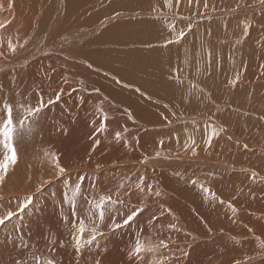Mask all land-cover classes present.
Wrapping results in <instances>:
<instances>
[{
	"label": "bare ground",
	"instance_id": "1",
	"mask_svg": "<svg viewBox=\"0 0 264 264\" xmlns=\"http://www.w3.org/2000/svg\"><path fill=\"white\" fill-rule=\"evenodd\" d=\"M101 1L0 0V51L4 53L0 57V110L4 102L10 103L13 118L19 122L27 116L25 108L35 107L41 97L46 105L35 117H28L17 133V163L0 184V215L18 212L24 198H32L23 213L0 226V264H36L37 257L51 258L56 264H96L97 260L99 264H152L161 260L164 264H264V152L258 149L264 146V120L251 121L248 137L243 135L244 122L232 119L235 114L227 122L237 130L221 128L211 120L218 131L215 136L211 134L212 149L207 156L179 159L197 167L196 179L171 173L183 164H173L176 159H168L167 154L157 156L164 155L168 143L151 138V134L149 138L143 129L150 125L169 128L191 120L174 118L177 110H187L185 99L189 96L192 109L210 113L197 103L208 100L209 93L182 91L165 78L166 67L180 63V59L193 61L194 50L191 46L181 50L177 45L160 48L170 36L165 37L168 29H160L156 21H114L118 17L114 15L108 20L114 23L103 29L106 20L100 21ZM170 1L157 9L170 11ZM158 2L128 0L125 4L135 11L145 7L143 4L157 6ZM254 6L250 11L264 13L260 2ZM42 20L50 26L40 29ZM254 20L264 29V15ZM64 22L70 29H65ZM229 23L231 20L224 21ZM257 35L250 36L248 42L253 41L264 55V31ZM9 40L16 45L15 53L7 48ZM261 54L242 66L238 77L241 88H235L231 78L224 79L223 86L233 97L224 88L219 91L231 103L234 99L232 108L239 112L242 104L250 103L253 93L259 104L255 114L264 112ZM179 75L189 72L179 71ZM57 94L59 100H55ZM50 99L54 102L48 104ZM104 104L109 111L122 109L123 117L116 116L110 124L113 114L103 113ZM3 117L0 111V119ZM189 135L191 141L194 135ZM237 143L248 145V149ZM194 150L190 147L185 153L192 155ZM4 154L1 144V159ZM54 156L59 158L64 174L59 173ZM142 162H147V167H142ZM141 180L143 192L137 187ZM77 185L80 194L74 216L66 197ZM101 195H111L120 203L99 225L104 235L77 253L72 240L74 222L83 219L91 227L87 218L95 211L92 201ZM148 204L151 209L147 213ZM134 208L143 211L128 225L115 230L109 227L112 218L122 223ZM133 226L135 230L130 229ZM137 238L151 244L154 251L140 257L131 255ZM161 241L168 246L165 248Z\"/></svg>",
	"mask_w": 264,
	"mask_h": 264
},
{
	"label": "rangeland",
	"instance_id": "2",
	"mask_svg": "<svg viewBox=\"0 0 264 264\" xmlns=\"http://www.w3.org/2000/svg\"><path fill=\"white\" fill-rule=\"evenodd\" d=\"M117 1L118 0L101 1V17L99 16L101 18L100 21L106 20L103 29H105L107 25L114 23L113 21L108 23V20L114 15H118V17L115 18L114 21L124 19L126 21H134L136 23H139L142 20L156 21L160 23V29H168L166 30L167 35L166 33H163L165 37H168V35L170 36V41L169 38H167L166 40L164 39L165 41L163 42H165V45L161 46L160 48H168L172 45H177V47H179V49L181 48L182 50L183 46H191L194 50L195 55V59L193 61L180 59V63H174L166 67L164 69L166 80H168L172 86L179 85L182 91H189L193 94L195 92L204 91L210 94L208 100L204 102H197L199 105H203L204 111L210 110V113L204 114L199 112L198 110L192 109V99H189L191 98V96H189L185 99L187 110H177L176 112H174V118H192L191 120L185 119L179 121L173 127L169 128H166L163 125H150L152 127L154 126V128L149 126L150 129H143L144 134L147 135L149 133L148 136L151 134V138H156L162 143H168L166 144L167 147L165 146L164 155L158 154L157 156L160 155V157H165V155L167 154L166 157L168 159L169 157L170 160L176 159V161L172 162L173 164L182 163L181 161H179V159L182 160L187 158L186 160H196L198 158H204L203 156H207V153H209L208 149H212L211 145H209L208 143L209 137H211L213 131H218V129L214 126V123L211 122V120L213 122H218L221 128H225L227 130H237V128H234L231 124H228L227 122L229 117L233 116V114H235L236 117H231L232 119H234L235 121L244 122V124H242V126L245 128L243 131V135L247 137L250 136L249 129H251V121L259 119L264 120V112H261L260 115L255 114V109L259 105L254 100L255 94L253 93L251 95L252 99L250 103L242 104V112H239L237 108L236 110L235 108H232L234 99H232L231 103L228 99H224V96L219 94V91L224 88V90L228 91L230 96L233 97V94L223 86L224 79L228 77L231 78V81H233V86L237 89L241 88V80H239L238 77L241 74L242 66L245 62L255 61L258 55L261 54L260 49L253 41H251L252 45L248 42V38H250V36L253 38L261 31H264V29H261L262 27L256 24L254 20L256 17L264 15V13L257 12L255 9L254 11H250L251 6H254V4L259 3V0H235L231 3H229V0H224V2L226 3H224L223 0H185L187 3L184 0H171L172 2L170 1V11L166 8L160 10L157 9L158 5L164 6L165 4L161 5V3H164L167 0H158L161 2H158L157 6H148L153 3L143 4L145 7L138 8V10L135 11L134 9H131L134 7H129L125 4L128 0H123L118 5H116L115 3ZM216 2H218L219 4ZM103 3L106 4L104 7V12L102 8ZM208 4L214 6H208ZM175 5H179V10ZM171 7H174L177 10H175L174 8L171 9ZM228 10L230 11L228 12ZM0 12L3 13V10L0 9ZM246 17L247 19H245ZM234 18H236L235 20L238 21L236 22ZM225 20H231V23L224 24ZM240 20L242 21L239 22ZM246 20H248V22ZM249 21H254L255 23H250ZM242 22H244L243 25L247 22L246 24H248L249 26L251 25V28L257 27L258 29L255 30L250 29V27H248V29L245 30V27L241 24ZM189 25L191 26L190 30ZM47 26L50 25H48L45 20H42V25L40 26V29H42L43 27V29H46ZM64 27L65 29H70L69 24H67L66 22H64ZM81 27L84 28L83 26ZM173 30L177 32V35ZM181 31H183L185 35L183 36V38L178 40L177 36H179V33ZM251 32L255 36L252 35ZM206 36L209 39H207ZM216 36H223L224 38L219 41H216L214 40ZM258 38L259 36L257 35L253 39H255L254 41H256V39ZM260 60H262V58ZM262 62L264 63V59ZM172 69L175 70L174 74H171ZM179 71L189 72V75H179ZM255 75L261 77L257 72H255ZM263 78L264 77H261L260 79L261 82L264 83ZM197 98L199 97L195 95L194 99ZM220 100H224V103H221ZM228 103H231V106H229ZM224 106L225 111L223 110ZM101 110L105 115L107 113L113 114V117L109 121L110 124L114 123V119L116 118V116L123 117L122 109H115L113 111H109L107 104H104ZM221 113H224V115L221 116ZM104 122L107 123L108 119L106 118ZM208 128H210L212 132ZM102 133H105V131L102 130ZM194 133H196L197 135ZM189 134L194 135V137H190V139H192L191 141H189V139L187 138L188 136H190ZM201 135H203L202 138ZM244 136L243 140L244 142H247ZM160 139L165 141H161ZM239 145L242 147L243 144L239 143ZM239 145L237 143V146ZM190 147L195 148V150L193 151L192 155H187L185 152L188 151ZM242 148L248 149V145L246 147V145L244 144ZM258 149L264 152V146H260L258 147ZM154 150L157 151L156 149ZM252 150H256V147H253ZM150 151L152 152V149ZM154 156H156V154H153V157ZM150 159L152 158H148L147 160ZM145 163L147 162H142L141 166L147 167ZM170 172L173 174H179V176H188L194 179H196V175H199V170H197V167H194V164H183V167H181V165L177 166ZM250 176L252 178L251 180H253L254 177L252 175ZM90 191L94 190L91 189ZM145 207L147 208V213L150 212L151 205L148 204ZM141 226L142 225H140L138 229ZM130 229L135 230L136 227L133 226Z\"/></svg>",
	"mask_w": 264,
	"mask_h": 264
},
{
	"label": "snow or ice",
	"instance_id": "3",
	"mask_svg": "<svg viewBox=\"0 0 264 264\" xmlns=\"http://www.w3.org/2000/svg\"><path fill=\"white\" fill-rule=\"evenodd\" d=\"M260 4L264 5V0H259ZM2 7V6H0ZM245 30L248 29L249 25H244ZM191 26L189 25V30ZM185 33L181 31L178 36V40L183 38ZM7 48L10 52L15 53L16 45L12 43L11 40L7 43ZM4 56V53L0 51V57ZM60 95L57 94L55 100H59ZM53 100H48L47 103H53ZM45 102L43 97L40 98L39 103L35 107L28 106L25 108L27 112V116L21 119L19 122L15 121L13 118V106L10 103L4 102L3 109L0 110L4 113L3 119H0V144L5 149V154L3 158L0 159V184L3 183L5 176L9 169L17 163V153L15 148V139L16 135L19 131L23 130L25 126V121L28 120V117H35L37 113L41 112L42 109L45 107ZM23 107V106H22ZM107 117H105L106 119ZM215 131H213L212 136H215ZM120 138V134L117 133V139ZM211 138L209 137L208 143L211 144ZM99 142L97 141V144ZM54 159L57 161L56 167L60 174H64L65 169L61 167L58 163V157L54 156ZM193 183H196L193 181ZM141 192L144 191L143 187V180L137 185ZM204 191H209L208 189H203ZM80 194V186L77 185L73 190L71 196H67L66 198L69 200L70 204L72 205V212L73 215H76V196ZM119 195V194H117ZM159 195V193H157ZM32 203V198L25 197L22 204L18 206V212L23 213L26 208ZM117 203H120L119 200H114L111 195H101L99 199H95L92 201V206L94 208V213L92 216H89L87 219L91 223V227L86 226L85 221L83 219H78V223L74 222V227L76 228V233L72 236V240L75 242V250L77 253H80L86 246H90L93 244L94 241H97L98 236H103L104 233L100 231L99 225H102L105 221L106 215H111L110 209L115 206ZM223 203V201H221ZM143 211L142 208H134L130 210L129 214L124 217L122 223H117L114 218L111 219L109 227L112 230L119 229L122 226L128 225L131 221H133L136 216ZM235 212V208H233ZM17 211H7L5 215H0V226H4L7 221H11L13 217L18 216ZM174 227V226H170ZM85 233H88L85 236ZM161 244L166 248L168 245L161 241ZM154 251V247L145 242L141 239L137 238L134 244V248L131 252V255H135L140 257L142 253ZM186 254V253H185ZM36 264H56V261L49 258L43 259L40 257L36 258ZM96 264H99V261H96ZM152 264H164L161 261H153Z\"/></svg>",
	"mask_w": 264,
	"mask_h": 264
}]
</instances>
